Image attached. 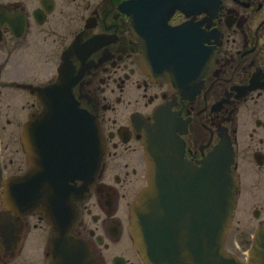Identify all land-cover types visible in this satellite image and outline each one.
Instances as JSON below:
<instances>
[{
	"label": "flooded vegetation",
	"instance_id": "1",
	"mask_svg": "<svg viewBox=\"0 0 264 264\" xmlns=\"http://www.w3.org/2000/svg\"><path fill=\"white\" fill-rule=\"evenodd\" d=\"M143 59L167 65L159 75ZM60 79L76 103L44 104L32 91ZM52 106L96 118L105 153L94 175L79 121L46 116ZM158 119L188 162L231 168L224 248L249 263L264 224V0H0V264H144L130 207L147 185L145 133ZM32 169L41 190L69 178L75 198L6 206L5 183Z\"/></svg>",
	"mask_w": 264,
	"mask_h": 264
},
{
	"label": "water",
	"instance_id": "2",
	"mask_svg": "<svg viewBox=\"0 0 264 264\" xmlns=\"http://www.w3.org/2000/svg\"><path fill=\"white\" fill-rule=\"evenodd\" d=\"M139 14L144 16L145 12ZM150 65L160 75L167 64H150L143 59V68ZM188 69L192 67L185 68ZM32 91L38 92L44 104L76 103L72 89L63 79L53 86L32 88ZM75 111L76 107L52 106L47 108L46 116L62 112L79 121L82 141L87 145L88 169H95L88 174L90 177L99 169L105 144L96 118L85 111L81 117L76 116ZM34 128L32 118L25 132L30 147ZM155 128L156 131L145 135L147 186L138 193L130 208V234L141 259L145 264H243L223 248L236 207L233 193L236 179L230 168L219 163L214 167V157L203 161V166L198 168L185 159L184 143L168 128L166 130L161 119ZM218 156L217 152L215 157ZM32 158L29 150V160ZM38 182L33 169L25 176L8 180L3 195L5 204L11 209L28 210L44 203L46 208L59 209L77 194L73 191V197H68L69 190H38ZM86 192L81 190L79 194ZM249 264H264V225L256 232Z\"/></svg>",
	"mask_w": 264,
	"mask_h": 264
}]
</instances>
